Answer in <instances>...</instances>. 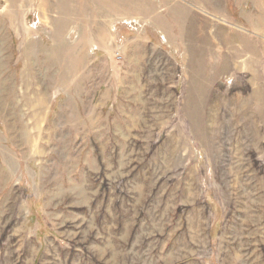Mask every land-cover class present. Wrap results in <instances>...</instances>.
Segmentation results:
<instances>
[{
  "label": "rangeland",
  "instance_id": "rangeland-1",
  "mask_svg": "<svg viewBox=\"0 0 264 264\" xmlns=\"http://www.w3.org/2000/svg\"><path fill=\"white\" fill-rule=\"evenodd\" d=\"M0 264H264V0H0Z\"/></svg>",
  "mask_w": 264,
  "mask_h": 264
},
{
  "label": "crops",
  "instance_id": "crops-1",
  "mask_svg": "<svg viewBox=\"0 0 264 264\" xmlns=\"http://www.w3.org/2000/svg\"><path fill=\"white\" fill-rule=\"evenodd\" d=\"M108 18H109L110 20H111V19H114V18H113V17H111V16H109ZM105 19H107V17H106Z\"/></svg>",
  "mask_w": 264,
  "mask_h": 264
},
{
  "label": "built area",
  "instance_id": "built-area-1",
  "mask_svg": "<svg viewBox=\"0 0 264 264\" xmlns=\"http://www.w3.org/2000/svg\"><path fill=\"white\" fill-rule=\"evenodd\" d=\"M120 58V57H119Z\"/></svg>",
  "mask_w": 264,
  "mask_h": 264
}]
</instances>
